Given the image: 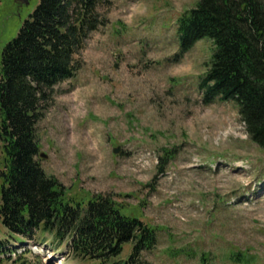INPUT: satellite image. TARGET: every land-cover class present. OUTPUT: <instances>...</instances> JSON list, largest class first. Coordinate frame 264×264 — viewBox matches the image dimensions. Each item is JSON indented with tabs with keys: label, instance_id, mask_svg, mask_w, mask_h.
Segmentation results:
<instances>
[{
	"label": "rangeland",
	"instance_id": "1",
	"mask_svg": "<svg viewBox=\"0 0 264 264\" xmlns=\"http://www.w3.org/2000/svg\"><path fill=\"white\" fill-rule=\"evenodd\" d=\"M38 1L0 0V52ZM197 1L97 6L103 24L85 40L80 69L42 103L40 167L71 195L139 206L157 231L136 263L264 264V150L249 138L234 103L202 102L198 84L211 42L202 38L179 53L177 20ZM166 149L176 154L159 173ZM28 245L0 264L100 263L73 257L69 247ZM123 247L119 257L133 244ZM235 253L248 263L232 261Z\"/></svg>",
	"mask_w": 264,
	"mask_h": 264
},
{
	"label": "trees",
	"instance_id": "2",
	"mask_svg": "<svg viewBox=\"0 0 264 264\" xmlns=\"http://www.w3.org/2000/svg\"><path fill=\"white\" fill-rule=\"evenodd\" d=\"M104 0H39L0 52V222L9 238L72 248L82 260L135 262L152 249L155 227L137 207L102 194L71 195L40 167L36 126L54 86L80 68L78 55L97 30ZM179 53L207 38L211 58L198 84L202 102H232L249 138L264 150V0H198L177 20ZM164 150L157 172L174 159ZM0 240V255L9 251ZM132 243L128 256L119 257ZM119 257V258H118ZM235 263L246 255L231 254ZM201 263L206 262L202 254Z\"/></svg>",
	"mask_w": 264,
	"mask_h": 264
},
{
	"label": "water",
	"instance_id": "3",
	"mask_svg": "<svg viewBox=\"0 0 264 264\" xmlns=\"http://www.w3.org/2000/svg\"><path fill=\"white\" fill-rule=\"evenodd\" d=\"M118 151H119L118 148H116V149L113 150L114 153H118ZM42 157H46V156L42 154Z\"/></svg>",
	"mask_w": 264,
	"mask_h": 264
}]
</instances>
